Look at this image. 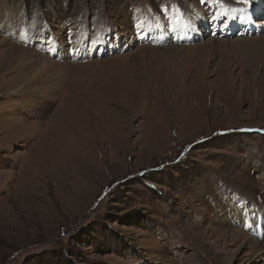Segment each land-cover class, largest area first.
Instances as JSON below:
<instances>
[{
  "label": "rangeland",
  "instance_id": "rangeland-1",
  "mask_svg": "<svg viewBox=\"0 0 264 264\" xmlns=\"http://www.w3.org/2000/svg\"><path fill=\"white\" fill-rule=\"evenodd\" d=\"M13 44L0 83L37 74L0 91V264H264V0H0Z\"/></svg>",
  "mask_w": 264,
  "mask_h": 264
},
{
  "label": "bare ground",
  "instance_id": "bare-ground-1",
  "mask_svg": "<svg viewBox=\"0 0 264 264\" xmlns=\"http://www.w3.org/2000/svg\"><path fill=\"white\" fill-rule=\"evenodd\" d=\"M176 10H178V8H175ZM212 9V8H211ZM180 11V10H178ZM200 11V13H199ZM206 11L203 9H198L196 10V12L193 14V13H187L186 15L181 12V15L179 16H176L174 18H172V22H171V25H168V23H165L163 24L161 27H160V24L158 23L156 25V27L153 28V32L154 34H159L161 33V39L164 40V41H167L168 43H175V41H179V40H182V39H187L189 37V33L188 30H190L191 32H194L195 31V26H194V23L196 22V16H199V17H206L207 15V18H209L208 14L205 13ZM236 12V9L234 8H228L226 6H219L217 12L214 14L215 16V19H219L220 17H222L224 14L226 15H230V17L232 16L231 14H235ZM231 13V14H230ZM233 18V16L231 17ZM249 18H251V15L249 13H247V15H245V19H247V21H249ZM260 25V24H257V26ZM155 26V25H154ZM153 27V26H152ZM180 29H183V32L184 34L183 35H176V32L177 30H180ZM157 32V33H156ZM176 35V36H174ZM15 52H19L17 47H16V44H13L12 48H10V51L9 53H5L6 55L4 56L3 53L0 54V78L2 79V77H4V75H2L1 72L3 71H6L8 69H11L13 68L12 65L13 63L15 62H18L21 60V58L23 57V59H26L27 57L25 56H21V55H18V53H15ZM32 55V54H30ZM30 57V56H29ZM40 60V59H39ZM31 61V60H30ZM40 62V61H39ZM36 63V62H35ZM38 63V62H37ZM42 65V64H41ZM22 66V65H21ZM28 67L32 68L30 69L32 71V73H34V70L36 68V66L33 64L31 65V63L28 64ZM79 67V66H78ZM21 68V67H20ZM45 66H43L42 70H40V74L42 75L44 72V69ZM22 69V68H21ZM46 69V68H45ZM25 70V68H24ZM39 71V70H38ZM21 73V72H20ZM25 74L27 73H22L21 75H17V77H15L13 79V81H2L0 83V91L3 92L4 94H18V96L22 95V94H31V92L34 89V87L32 86L34 84V80H35V76L37 73H35V75L33 74L32 77L28 74V78H26ZM23 76V77H22ZM61 76V75H60ZM46 78V77H45ZM50 78V77H49ZM59 78V77H58ZM51 79V78H50ZM53 80V78H52ZM57 80V79H56ZM25 82L26 85H20L21 82ZM63 81V80H62ZM37 82V81H36ZM64 82V81H63ZM68 82V81H67ZM54 83V82H53ZM44 84V83H43ZM54 85V84H53ZM69 85V84H68ZM67 85V86H68ZM35 86V85H34ZM37 86V85H36ZM47 86V85H46ZM6 87V89H5ZM43 87V86H42ZM39 88V87H38ZM46 88V87H45ZM3 89H5L3 91ZM53 89V88H52ZM40 90V89H39ZM38 90V91H39ZM47 91V90H46ZM49 91V90H48ZM2 93V94H3ZM49 93V92H48ZM42 95V94H41ZM38 98V97H37ZM34 99V97H33ZM42 99V98H41ZM37 100V99H36ZM45 100V99H44ZM41 101V100H40ZM39 101V102H40ZM42 104H45L44 101L42 100ZM22 105V104H21ZM46 105V104H45ZM21 108V107H20ZM23 108V107H22ZM50 108V107H49ZM49 110V109H48ZM47 110V111H48ZM46 111V110H45ZM44 111V112H45ZM49 118L48 117V113L47 114H44V115H41L40 117H38V119L40 120H33V122H31L29 125L30 126H35V125H41L43 128H45L46 124L48 123L49 121ZM192 118V117H191ZM42 119V120H41ZM25 122V121H24ZM5 126V125H4ZM13 130V129H12ZM45 130V129H44ZM19 133H16V134H13V137L15 135H18ZM85 134V133H84ZM22 137V139H28L30 138L29 136H31L32 134H30V131H26L25 133L22 132V134H19ZM32 147V146H31ZM33 151V148H31L30 150H28V153L31 152L32 153ZM29 153V154H31ZM50 159V157L46 156V160ZM36 169V168H35ZM37 171V170H36ZM41 172V171H40ZM60 176V175H59ZM57 177V176H56ZM44 179V178H43ZM59 180V179H57ZM62 180V179H61ZM62 182V181H60ZM64 184V182H62V185ZM37 186L39 187V185L37 184ZM35 188H36V185L35 183L33 184H27V186L21 190L20 192H18L15 196L12 195L11 197H14V200L13 202L17 203L18 205L19 204H22L21 202H24V203H30L32 202L31 200H35L34 198H36L38 195H36L35 193ZM13 199V198H12ZM35 202V201H34Z\"/></svg>",
  "mask_w": 264,
  "mask_h": 264
},
{
  "label": "trees",
  "instance_id": "trees-1",
  "mask_svg": "<svg viewBox=\"0 0 264 264\" xmlns=\"http://www.w3.org/2000/svg\"><path fill=\"white\" fill-rule=\"evenodd\" d=\"M61 263L63 264H74L73 261H71L70 259L64 258V256L61 258Z\"/></svg>",
  "mask_w": 264,
  "mask_h": 264
}]
</instances>
